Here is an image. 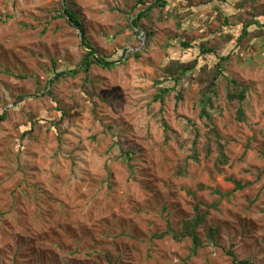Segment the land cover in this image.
Returning <instances> with one entry per match:
<instances>
[{
    "label": "rangeland",
    "instance_id": "374dc122",
    "mask_svg": "<svg viewBox=\"0 0 264 264\" xmlns=\"http://www.w3.org/2000/svg\"><path fill=\"white\" fill-rule=\"evenodd\" d=\"M154 1L67 0L115 63L54 80L88 51L63 1L0 0V264H264V0H168L134 25ZM202 48L226 56L215 95ZM196 216V254L157 237Z\"/></svg>",
    "mask_w": 264,
    "mask_h": 264
},
{
    "label": "trees",
    "instance_id": "16d2710c",
    "mask_svg": "<svg viewBox=\"0 0 264 264\" xmlns=\"http://www.w3.org/2000/svg\"><path fill=\"white\" fill-rule=\"evenodd\" d=\"M64 3V8H62L61 10V16L65 15L68 18V21L70 23H72L73 25H75L81 33V38L82 40V44L84 45V48H86L88 51L85 52V55L83 57V60L81 62V67L78 68L77 70L73 69V70H69L66 72V70L60 71V72H55L54 71V80H57L59 77H61L62 75L68 74V73H75V72H87L89 67L92 64H95L101 68H111L114 66V61L111 60H107V58H105L104 56H99L97 54H95V48L92 47V45L87 42L86 36H85V31L82 28V23L81 21L77 18L76 16V11H73L70 8L69 2H67V0H62ZM168 2V0H155L153 4L149 5L147 7V10L141 11L138 13L137 17L133 20V24L137 25V22L143 18V17H147V11H149L153 5L157 4V6H161L162 8H164L166 6V3ZM252 23H256V25H258L257 22H252ZM247 29L243 26L241 28V35H245L247 34ZM147 39V36H146ZM183 46H187L186 42L182 43ZM127 50H124L122 53V56L119 57V59L123 58L125 55V52ZM199 54H210L212 55V57L214 58V65L216 66L217 70L216 73L213 75L212 77V81H210V83L208 84V89H210V91L212 92L213 95H215L214 91L211 89L212 86L215 85L214 81L218 78V76L221 74L220 70H221V66H222V61L226 59V56H219L216 52V50H212V49H208V48H202L201 50H199ZM130 55H134V56H138V50L136 52H132L129 53ZM128 54V55H129ZM127 55V56H128ZM126 58V57H125ZM196 62V61H195ZM212 65V64H211ZM183 68L177 67V69L171 74L170 78L173 81V86L172 88H175V86L178 84L180 77L187 71L190 70L191 67L189 66H182ZM179 68V69H178ZM175 73V76H173ZM70 75V74H69ZM229 87L230 90H228L227 92V99L229 101H234L237 102L239 104V107L237 108V118L242 120L244 118V113H243V109L240 106V103L245 99L246 97V89L242 88L235 80H231L229 82ZM172 88H167V87H160L159 91H157L153 97V101H158L160 102L161 105H164V99L163 97L168 94V92L170 91V89ZM176 99L180 100L182 97L180 94L175 96ZM200 119H210L211 114L208 112V108H212V102H211V97L206 96L204 93L202 94L201 98H200ZM161 109V108H160ZM5 118V114L4 113H0V122L4 121ZM58 123V122H57ZM214 131V128L212 129ZM214 133L216 134V131H214ZM59 133L57 134V138L60 139L59 137ZM198 134L195 135V137L197 138ZM195 143V141H194ZM196 149H193V151H195ZM207 151H209V149L207 148ZM126 154V159L129 160L130 156L129 153H125ZM194 156V155H193ZM235 184V188L236 189H241L243 186L237 182V181H233ZM202 220V218L200 216H196V218L193 221H185L183 223V228L181 229V231H177L175 229H173L172 227H170V225H168L167 229L160 233L157 237L158 238H164L166 236H171L173 239L177 240V241H182L184 238H189L190 242H191V248H190V253L196 254L197 250L202 246V242L201 239L199 237V235L196 232V227L198 225V222H200ZM215 234V232L210 231L209 233V237H212ZM228 255L231 256L232 258V264H253L251 262H249L248 260L245 259H238L237 256L232 252V251H228L227 252Z\"/></svg>",
    "mask_w": 264,
    "mask_h": 264
},
{
    "label": "built area",
    "instance_id": "2783aa9c",
    "mask_svg": "<svg viewBox=\"0 0 264 264\" xmlns=\"http://www.w3.org/2000/svg\"><path fill=\"white\" fill-rule=\"evenodd\" d=\"M137 35L140 40H144V35L142 32L137 33Z\"/></svg>",
    "mask_w": 264,
    "mask_h": 264
},
{
    "label": "clouds",
    "instance_id": "9594fccd",
    "mask_svg": "<svg viewBox=\"0 0 264 264\" xmlns=\"http://www.w3.org/2000/svg\"><path fill=\"white\" fill-rule=\"evenodd\" d=\"M127 51H128V50H127ZM127 51L125 52V53H126V55H128V54H129V52H127ZM122 59H123V58H122Z\"/></svg>",
    "mask_w": 264,
    "mask_h": 264
}]
</instances>
